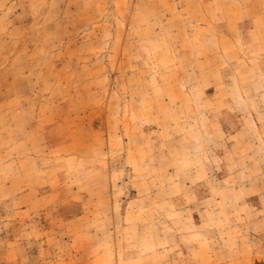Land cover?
Masks as SVG:
<instances>
[{"label": "rangeland", "instance_id": "374dc122", "mask_svg": "<svg viewBox=\"0 0 264 264\" xmlns=\"http://www.w3.org/2000/svg\"><path fill=\"white\" fill-rule=\"evenodd\" d=\"M0 264H264V0H0Z\"/></svg>", "mask_w": 264, "mask_h": 264}]
</instances>
